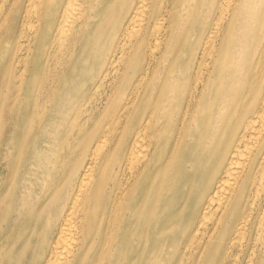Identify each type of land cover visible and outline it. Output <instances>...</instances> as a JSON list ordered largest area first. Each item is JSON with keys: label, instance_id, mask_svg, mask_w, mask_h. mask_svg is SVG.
<instances>
[{"label": "bare ground", "instance_id": "1", "mask_svg": "<svg viewBox=\"0 0 264 264\" xmlns=\"http://www.w3.org/2000/svg\"><path fill=\"white\" fill-rule=\"evenodd\" d=\"M189 1L0 0V133L71 107L85 165L6 264H264V0Z\"/></svg>", "mask_w": 264, "mask_h": 264}, {"label": "rangeland", "instance_id": "2", "mask_svg": "<svg viewBox=\"0 0 264 264\" xmlns=\"http://www.w3.org/2000/svg\"><path fill=\"white\" fill-rule=\"evenodd\" d=\"M196 1L190 0L187 10L198 13L202 6L197 7ZM74 93L67 96L65 105L70 107ZM67 111L45 118L43 127L33 132H13L21 130L14 117L0 133V264L8 262L11 245L27 238L25 253L36 260L38 251L53 240L42 241L44 232L52 230L55 236L60 216L77 190L85 165L76 167L78 153L73 146L80 132H70L73 112L71 107ZM11 190L13 194L7 195Z\"/></svg>", "mask_w": 264, "mask_h": 264}]
</instances>
